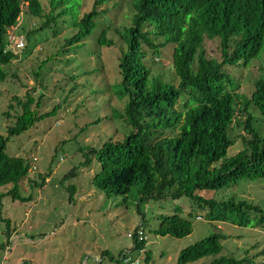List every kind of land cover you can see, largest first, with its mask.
<instances>
[{"label": "trees", "instance_id": "1", "mask_svg": "<svg viewBox=\"0 0 264 264\" xmlns=\"http://www.w3.org/2000/svg\"><path fill=\"white\" fill-rule=\"evenodd\" d=\"M21 1L0 0V81L7 75L1 66L15 57L6 47L7 33L22 13ZM24 1V12L44 19L37 27L24 31L28 38L49 27L50 22L56 25L57 18L70 12L76 30L63 40L68 50L90 33L96 24L94 18L102 12L95 6L105 0H92L79 18L75 16L77 0H48L47 12L41 10L38 0ZM129 6V23L118 31L123 46L118 47L116 67L119 90L125 95L118 116L130 129L120 139H107L98 149H89L97 162L91 182L105 196L124 193L131 185H138L139 199L186 196L208 222L261 227L264 207L259 204L234 192L221 199L199 192H222L242 179L264 181V133L254 126L248 110L250 104L264 118V69L260 67L262 73L246 96L236 91V78L224 68L245 66L264 48V0H129ZM104 30L97 38L100 45L110 43ZM154 37L161 41L154 42ZM214 37L218 40L219 61L207 56L202 48L204 38ZM36 42H26L21 56ZM164 44L170 47L176 83L152 75L143 62L142 46L157 54ZM12 98L19 112L6 126V135H0V186L8 184L1 195L15 198L19 197L16 183L25 176L28 163L20 156L7 154L5 143L8 136L51 114L54 106L38 113L32 107L37 100L33 101L28 92L23 98ZM233 127H240L243 133L239 135V147L229 151L235 141L230 135ZM68 186L71 192L73 186ZM187 215L199 216L192 211ZM140 223L133 228H140ZM190 230L189 218L176 211L154 227L159 236L180 237ZM225 238L221 232L211 230L181 248L177 264L204 256H211L206 264H264L246 255L221 254ZM130 239L128 253L143 248V238ZM116 262L121 263L119 256Z\"/></svg>", "mask_w": 264, "mask_h": 264}, {"label": "rangeland", "instance_id": "2", "mask_svg": "<svg viewBox=\"0 0 264 264\" xmlns=\"http://www.w3.org/2000/svg\"><path fill=\"white\" fill-rule=\"evenodd\" d=\"M38 1L41 10L47 12L48 0ZM91 3L92 0H77L76 18ZM24 4L22 0V13L7 46L15 57L1 66L7 75L0 81V135H6V126L19 112L12 96L23 98L28 92L33 101L37 100L36 106L32 104L36 112L53 106L54 111L8 136L5 143V152L22 157L28 168L16 183L19 197L1 195L9 185L0 186V264H117L119 252H128L132 245L126 232L139 222L144 245L141 251L131 249L129 253L137 258V264H177L180 249L211 230L226 236L221 242V254L250 256L255 263L264 261V253L260 252L264 249V222L261 227L208 222L186 196L139 199L138 185H131L124 193L105 196L91 182L97 162L89 149H98L107 139H120L130 129L118 116L125 95L119 90L116 67L118 47L123 46L118 31L129 23L132 14L129 0H105L96 5L102 12L94 18L95 26L68 50L63 40L76 30L70 12L57 18L56 25L50 22L49 27L28 38L24 31L37 27L44 19L24 12ZM56 10L57 7L53 11ZM53 29H57L55 33ZM103 29L105 39L110 41L107 45L97 42ZM19 38L23 45L18 47L14 42ZM32 40H37L36 44L22 57L26 42ZM153 40L161 41L156 37ZM217 41L215 37L202 41L205 54L215 61L220 60ZM142 48L143 62L150 73L176 83L169 45H162L157 54ZM260 67L264 69V48L245 66H224L238 82L236 91L246 96L262 73ZM248 110L254 126L264 133V118L250 104ZM3 111L7 113L3 115ZM241 133L240 127L230 131L235 141L229 151L239 147ZM68 185L73 186L71 192ZM229 192L264 207L262 180L242 179L222 192L199 193L221 199ZM174 211L189 218L191 230L180 237L156 235L154 227ZM188 211L199 217L188 216ZM210 257L179 264H206Z\"/></svg>", "mask_w": 264, "mask_h": 264}, {"label": "built area", "instance_id": "3", "mask_svg": "<svg viewBox=\"0 0 264 264\" xmlns=\"http://www.w3.org/2000/svg\"><path fill=\"white\" fill-rule=\"evenodd\" d=\"M14 27V26H13ZM13 27L10 32L7 33V44L6 47L10 44V41L13 40ZM22 39L19 38L15 40V45L16 46H22L23 42L21 41ZM199 217V216H196ZM126 235L129 238L135 237L136 239H141L143 238L141 234V230L139 227L133 228L131 231L126 232ZM141 251V249H138V252ZM128 252H123L120 254L119 258L123 264H137V258L135 256H131V254H127Z\"/></svg>", "mask_w": 264, "mask_h": 264}]
</instances>
